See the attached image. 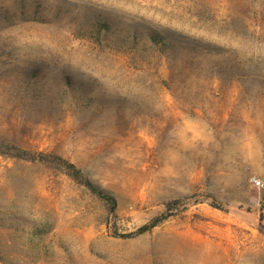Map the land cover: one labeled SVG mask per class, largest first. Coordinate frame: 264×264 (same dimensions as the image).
I'll list each match as a JSON object with an SVG mask.
<instances>
[{"label": "rangeland", "instance_id": "rangeland-1", "mask_svg": "<svg viewBox=\"0 0 264 264\" xmlns=\"http://www.w3.org/2000/svg\"><path fill=\"white\" fill-rule=\"evenodd\" d=\"M0 140L117 200L0 154V264H264V0H0Z\"/></svg>", "mask_w": 264, "mask_h": 264}, {"label": "trees", "instance_id": "trees-1", "mask_svg": "<svg viewBox=\"0 0 264 264\" xmlns=\"http://www.w3.org/2000/svg\"><path fill=\"white\" fill-rule=\"evenodd\" d=\"M102 26L107 29L109 27L107 23H102ZM0 154L10 157H17L31 161L42 162L60 167L72 179L86 186L91 192H93L95 195L99 196L102 200H104L107 203V205L110 207L111 213L116 212L117 209L116 198L113 195L109 194L100 186L92 183L87 178V176L84 174V172L80 167H78L75 163L71 162L70 160L64 158L61 155L53 152L26 150L15 145H9L7 142L1 140H0ZM156 225L157 224L155 222L145 224L142 227H140L138 232H145Z\"/></svg>", "mask_w": 264, "mask_h": 264}, {"label": "built area", "instance_id": "built-area-1", "mask_svg": "<svg viewBox=\"0 0 264 264\" xmlns=\"http://www.w3.org/2000/svg\"><path fill=\"white\" fill-rule=\"evenodd\" d=\"M252 181H253V183H254L255 185H257V186H261V185H263L262 182H261V180L258 179V178H256V177H253V178H252Z\"/></svg>", "mask_w": 264, "mask_h": 264}]
</instances>
